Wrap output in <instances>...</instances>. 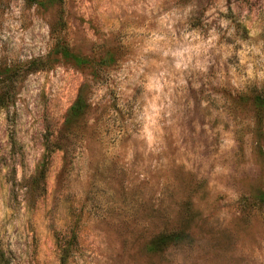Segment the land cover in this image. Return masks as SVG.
I'll use <instances>...</instances> for the list:
<instances>
[{
    "label": "rangeland",
    "instance_id": "rangeland-1",
    "mask_svg": "<svg viewBox=\"0 0 264 264\" xmlns=\"http://www.w3.org/2000/svg\"><path fill=\"white\" fill-rule=\"evenodd\" d=\"M5 68L0 264H264V0H0Z\"/></svg>",
    "mask_w": 264,
    "mask_h": 264
},
{
    "label": "trees",
    "instance_id": "trees-1",
    "mask_svg": "<svg viewBox=\"0 0 264 264\" xmlns=\"http://www.w3.org/2000/svg\"><path fill=\"white\" fill-rule=\"evenodd\" d=\"M29 1L37 4V6L39 7L53 6L57 3V0H29ZM57 61H64L79 68L82 67L89 68L91 70V74L93 76L96 75V69H97L96 62L92 58L83 57L74 53L70 49V47L64 42V40L59 36L56 37L54 46L52 47L51 51L47 54V56L41 60L30 61L28 64L29 69L28 68L27 69L32 71L43 69L45 67H49L53 65ZM103 65L108 66V63H104ZM9 73H12L10 69L5 68L2 71L0 70V109L6 106L11 100L9 83L10 81H12V79L10 78ZM8 86H9V90H8ZM84 87L85 86L83 85L79 88L77 96L74 102L72 103V105L70 106V110H69L70 117L77 118L86 112L88 104L86 98V91ZM254 109H255L257 121L258 123H261L262 116L264 113V98L261 97L260 95H256L254 97ZM46 150H47L46 154H49L50 150L47 148ZM46 159L47 157L43 158L42 161L43 166L45 164ZM41 171L43 172V168ZM262 195H264V193L260 194V196ZM156 247H157L156 244H154L151 246V249L155 250L157 249ZM61 258L62 260H64V258H66V255L63 253Z\"/></svg>",
    "mask_w": 264,
    "mask_h": 264
}]
</instances>
